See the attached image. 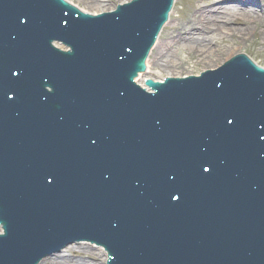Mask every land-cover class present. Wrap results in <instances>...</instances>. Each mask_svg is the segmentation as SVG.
I'll return each instance as SVG.
<instances>
[{
  "label": "water",
  "instance_id": "obj_1",
  "mask_svg": "<svg viewBox=\"0 0 264 264\" xmlns=\"http://www.w3.org/2000/svg\"><path fill=\"white\" fill-rule=\"evenodd\" d=\"M173 1L0 0V264H264V69L140 87Z\"/></svg>",
  "mask_w": 264,
  "mask_h": 264
},
{
  "label": "bare ground",
  "instance_id": "obj_2",
  "mask_svg": "<svg viewBox=\"0 0 264 264\" xmlns=\"http://www.w3.org/2000/svg\"><path fill=\"white\" fill-rule=\"evenodd\" d=\"M211 2H216V0H190L188 9L192 13L185 15L182 12L175 20L170 18L164 26V29H167L164 41L160 44V40H158L154 46L158 64L164 69L182 64H202L204 58L207 60L209 57H214L211 45L217 46V43L226 37L243 39L246 35L252 34L256 38L262 36L264 38V11H256L253 6H245L244 9L238 4H229V6L222 4V7H212L211 10H206L205 6ZM86 3L97 4L98 10L83 9L81 11L91 15L104 12L103 6H100L104 3L103 0H86ZM176 3L177 0H174V7ZM178 52L186 54L183 60L178 58ZM146 65V74H142L136 79V83L142 88L144 80L149 77L150 73L149 58ZM191 75L196 76L191 73L174 74L178 78ZM169 76H173V74H169Z\"/></svg>",
  "mask_w": 264,
  "mask_h": 264
},
{
  "label": "rangeland",
  "instance_id": "obj_3",
  "mask_svg": "<svg viewBox=\"0 0 264 264\" xmlns=\"http://www.w3.org/2000/svg\"><path fill=\"white\" fill-rule=\"evenodd\" d=\"M73 5L77 6L80 10L86 9L88 11L98 10V5L87 4L86 0H68ZM100 6H103V11L107 12L111 9H115L118 3L129 2L130 0H103ZM264 1V0H259ZM190 0H177L174 10L171 12V19L175 20L183 12L185 15H190L191 10L188 9ZM166 26V25H165ZM167 29H162L158 40L160 44L164 41L165 31ZM211 52H213L214 57H209L207 60L204 58L201 64H182L177 67L164 69V67L158 64L156 51L154 48L151 50L149 61H150V73L149 77L155 80H162L164 77L169 76V74H179L184 75L186 73H191L198 75L201 70L216 69L221 66L224 61L229 60V57L233 54L241 53L248 55L258 66L264 68V38H256L252 34L246 35L243 39L239 37H226L217 43V46L211 45ZM180 60H183L186 54L184 52H178L177 54ZM176 60V59H175Z\"/></svg>",
  "mask_w": 264,
  "mask_h": 264
}]
</instances>
